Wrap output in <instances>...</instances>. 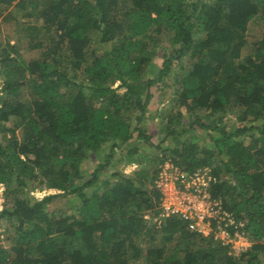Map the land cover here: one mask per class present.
Instances as JSON below:
<instances>
[{
  "label": "trees",
  "instance_id": "obj_1",
  "mask_svg": "<svg viewBox=\"0 0 264 264\" xmlns=\"http://www.w3.org/2000/svg\"><path fill=\"white\" fill-rule=\"evenodd\" d=\"M10 20L0 264H264V0H0V22ZM173 70L154 143L152 87L171 85ZM166 160L190 173L213 166L212 197L243 222L248 249L176 215L154 220ZM57 198L68 210L53 208Z\"/></svg>",
  "mask_w": 264,
  "mask_h": 264
},
{
  "label": "built area",
  "instance_id": "obj_2",
  "mask_svg": "<svg viewBox=\"0 0 264 264\" xmlns=\"http://www.w3.org/2000/svg\"><path fill=\"white\" fill-rule=\"evenodd\" d=\"M215 181L207 166L190 173L166 162L155 179L162 192L163 210L154 220L160 222L162 218L176 215L185 220L191 230L213 236L215 241L223 244H231L232 251L238 254L248 249L252 241L239 229L243 222L223 206L221 198L212 197L210 188ZM146 217L150 218L149 215Z\"/></svg>",
  "mask_w": 264,
  "mask_h": 264
},
{
  "label": "rangeland",
  "instance_id": "obj_3",
  "mask_svg": "<svg viewBox=\"0 0 264 264\" xmlns=\"http://www.w3.org/2000/svg\"><path fill=\"white\" fill-rule=\"evenodd\" d=\"M14 29H15V26H14V21L13 20H10V21H7V22H5V21L4 22L3 21L0 22V39H5L9 35H11V36L15 35V30ZM260 29H261V27L259 25L253 24L251 26V33L250 34L253 35L254 33H256ZM15 41L16 40L13 37L12 38V42H15ZM20 46H21V52L28 59L30 57L31 58L32 57H36V55L39 52V50L29 49V47L27 46V40H22ZM161 60L162 59L160 57L156 58L157 62H161ZM186 65L189 66L187 61H186ZM175 66H177V65H175ZM173 76H174V70H173V74L168 75L167 78H166V83L168 82V84H171V85H166V86H163V87H157V86L152 87V90L154 92V97H153V99L151 100V102L149 104V108H151L152 114H154L156 116L154 117V119L151 118V119L147 120L146 124L150 128V132L152 134L151 140L154 143H158L160 138H161L160 135L158 134V127L160 126V123H161L160 122L161 121V115H157V114L163 108H169V107H171L173 105L172 98H173V95H174L173 92H174V89H175V85L173 83ZM3 82H4L3 77L0 74V94H1L2 86H3ZM116 85L117 84H115L114 86H116ZM23 93L24 94L25 93L28 94V98L31 97V94H29V91L26 90V88H24ZM177 108H176V110H179ZM180 110L182 112H185V107L180 108ZM230 118L232 119V121H234V117L230 116ZM8 124L10 125V122H8ZM202 134L203 135L205 134L204 131H201V135ZM171 142L172 141L170 139H168L166 141V143H168V144H171ZM146 152H147V150H145V152L142 153L143 156H147L148 153H146ZM117 156H119V154H117ZM166 162H171V161L166 160L163 164H165ZM83 165H85V167L87 169H93L94 165H95V162H90V161L87 162L86 161V162H84ZM121 167H122L123 171L125 173H127L128 175H132L133 172H134V169L137 168V167L130 166V165H125L124 166L123 164L121 165ZM207 167H209L211 169V173L213 174V166L207 165ZM88 176H90V175L87 174V177ZM5 189H6V186L3 185V184H0V205H2L5 202V200H4ZM50 192H52V191L44 188L42 190L38 189V190L33 191V194H34V196L36 198L41 199V198H43L45 195H47ZM51 205L56 210H58L60 208L68 210V208L70 207V201H69V198H57V199L54 200V202ZM4 227H5V225L1 223L0 224V237L3 240L5 238V235H4V233H5L4 229L5 228Z\"/></svg>",
  "mask_w": 264,
  "mask_h": 264
}]
</instances>
